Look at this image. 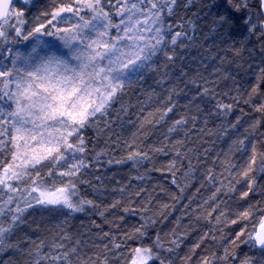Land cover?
I'll use <instances>...</instances> for the list:
<instances>
[{
    "label": "snow or ice",
    "instance_id": "6c2138e0",
    "mask_svg": "<svg viewBox=\"0 0 264 264\" xmlns=\"http://www.w3.org/2000/svg\"><path fill=\"white\" fill-rule=\"evenodd\" d=\"M252 3L0 0V264H264V61L247 87L229 71L249 37L264 52ZM111 166L130 167L109 188L95 173ZM35 209L62 219L31 228ZM201 220L213 227L180 255Z\"/></svg>",
    "mask_w": 264,
    "mask_h": 264
},
{
    "label": "trees",
    "instance_id": "16d2710c",
    "mask_svg": "<svg viewBox=\"0 0 264 264\" xmlns=\"http://www.w3.org/2000/svg\"><path fill=\"white\" fill-rule=\"evenodd\" d=\"M219 2L222 4L223 0H219ZM251 6L253 8H255V0H253V3ZM198 7H199L198 4L194 7H192L189 11V15L192 12H196ZM213 11H215V9ZM210 21H211V17H209L207 21L201 20L198 23V27L200 28L201 33H207L208 32V27H204V25L208 24L210 26ZM243 35H244L243 26L240 24L239 20H237V26L232 30V37L234 40L239 41L243 38ZM212 42H213V40L210 38L208 43H212ZM260 43L261 42L258 41L256 37H254V36L249 37L247 42L243 45L244 51L241 53V55L239 57H233V56L229 55V59L234 61L233 65L231 66L229 71L232 72L234 75H236L237 80L239 82H241L242 84H244L245 87H247V85L250 84L254 79L252 72L248 71V64L249 63H260V62L264 61V52H262L260 50ZM224 46L225 45H221V47H224ZM237 47H240V44H237ZM193 54L195 55V51L193 52ZM237 64L240 65L239 68L236 67ZM149 83H151V81H149ZM231 87H232L231 80H228V81L223 82L221 84V90H227L228 88H231ZM245 110L250 111L249 108H246ZM253 115H255V114H253ZM246 123H247V121H245V125H246ZM241 131H242V129H241ZM258 131L264 132V127H261ZM87 135L89 137H92L94 135V133L92 131H89L87 133ZM254 138L257 140H264V137H261L258 134ZM219 146L226 148L227 144L226 143H220ZM99 147H104L103 143H100ZM258 148H260L261 150H264V145L258 144ZM117 155H119V153H117ZM236 159L239 160L240 157L237 156ZM161 162H162V159L158 160L157 166ZM129 167L130 166H121V167L111 166V167H107V168H102L99 172H96L95 175H103L104 176V183L107 184L109 186V188H111V186L114 184L115 180H122L129 174ZM141 171H143V169ZM113 174H115L114 178L109 179V177H113ZM92 175L93 174L90 173L86 178L91 179ZM197 175H199V173H197ZM152 177H153L152 181L147 184V187H149V188H151L152 184L155 183L157 180L162 179L158 173H152ZM258 183L261 186H264V174H259ZM141 186H143V185H141ZM164 187L168 188L169 191H175V188L172 187L170 184H164ZM241 190H243V185L238 186V191H237L236 195H238L239 191H241ZM85 191L88 195H91V189L90 188H86ZM205 195H207V193H205ZM111 198L112 197L110 194H106V196H105L106 200H111ZM157 199L167 200L168 197L165 194L161 193L157 196ZM257 199H261V197L259 195H255L251 198L252 201L257 200ZM237 206H238V204H237V201L235 200V197H234L233 200L229 201V207L235 208ZM179 215H180V210H179V208H177V210L169 217V219L167 221H164L163 223L158 222L154 228H150L149 229V236L154 235L155 232L158 230L161 231V233L169 231L173 227L176 217ZM28 219H29L31 228H35L37 224H40L41 227H45L49 223H55L59 219H62V216H61L60 212H58V211L48 212V211H42L40 209H35V210L30 212ZM109 219H111V217H109ZM82 220L85 223L88 222L87 218L83 214H78L72 222L78 228L80 225V222ZM137 223H139V217H134V216L128 215V216H126L125 220L121 223V228L124 229L126 227H131L132 225L137 224ZM187 223H189V221L187 219L183 220L181 222V227H183V225L187 224ZM193 225H194V229L190 232V235L185 240L184 245L181 246V249L179 251L180 255H183L184 252L187 251V248L190 247L192 245V243L204 231H209L213 227L212 224L206 223L203 220L198 221V222L193 221ZM105 230H108L107 226H105ZM229 230L230 229H225V231H229ZM25 232H29L28 227H22L19 235H23ZM209 245L213 249L216 247V245L214 243H211V242H209ZM4 258L6 259L7 257H4ZM177 264H179L178 261H177Z\"/></svg>",
    "mask_w": 264,
    "mask_h": 264
}]
</instances>
